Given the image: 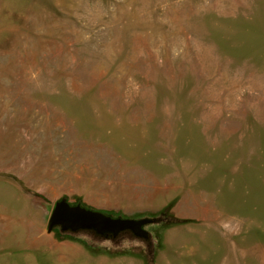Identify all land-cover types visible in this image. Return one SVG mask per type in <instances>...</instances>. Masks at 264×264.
I'll list each match as a JSON object with an SVG mask.
<instances>
[{
	"label": "rangeland",
	"instance_id": "1",
	"mask_svg": "<svg viewBox=\"0 0 264 264\" xmlns=\"http://www.w3.org/2000/svg\"><path fill=\"white\" fill-rule=\"evenodd\" d=\"M0 264H264V0H0Z\"/></svg>",
	"mask_w": 264,
	"mask_h": 264
},
{
	"label": "water",
	"instance_id": "2",
	"mask_svg": "<svg viewBox=\"0 0 264 264\" xmlns=\"http://www.w3.org/2000/svg\"><path fill=\"white\" fill-rule=\"evenodd\" d=\"M151 221L150 218H115L102 211L61 199L55 203L50 214L48 232H51L56 226H60L63 231L90 229L99 234L110 233L113 236H117L125 230H131L135 235L146 238L148 232L144 229V225Z\"/></svg>",
	"mask_w": 264,
	"mask_h": 264
}]
</instances>
